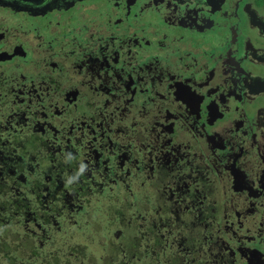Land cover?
Here are the masks:
<instances>
[{
    "label": "flooded vegetation",
    "instance_id": "flooded-vegetation-1",
    "mask_svg": "<svg viewBox=\"0 0 264 264\" xmlns=\"http://www.w3.org/2000/svg\"><path fill=\"white\" fill-rule=\"evenodd\" d=\"M0 264H264V0H0Z\"/></svg>",
    "mask_w": 264,
    "mask_h": 264
},
{
    "label": "rangeland",
    "instance_id": "rangeland-1",
    "mask_svg": "<svg viewBox=\"0 0 264 264\" xmlns=\"http://www.w3.org/2000/svg\"><path fill=\"white\" fill-rule=\"evenodd\" d=\"M102 241H90V247L88 250H91L92 253L97 254L96 247H98ZM89 252V251H88ZM98 255H100V251L98 252ZM88 256L91 258L92 256L90 253H88ZM87 261V260H86Z\"/></svg>",
    "mask_w": 264,
    "mask_h": 264
}]
</instances>
